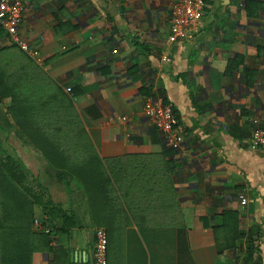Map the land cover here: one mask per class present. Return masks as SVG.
Segmentation results:
<instances>
[{"label":"crops","instance_id":"0c3cea01","mask_svg":"<svg viewBox=\"0 0 264 264\" xmlns=\"http://www.w3.org/2000/svg\"><path fill=\"white\" fill-rule=\"evenodd\" d=\"M22 1L20 32L39 45V67L73 93L100 158L68 147L80 167L69 176L34 148V176L72 217L32 263L94 264L104 227L109 264L121 248L134 264H243L251 232L264 264V148L249 145L264 128V0L253 17L247 0H208L196 38L174 42L178 0ZM1 42L10 45L6 34ZM160 89L180 117L178 150L144 114Z\"/></svg>","mask_w":264,"mask_h":264},{"label":"trees","instance_id":"16d2710c","mask_svg":"<svg viewBox=\"0 0 264 264\" xmlns=\"http://www.w3.org/2000/svg\"><path fill=\"white\" fill-rule=\"evenodd\" d=\"M256 1L247 0L246 9L250 17L259 14L258 9L262 7V3L260 5ZM5 34L0 27V103L10 99L6 112L15 126L17 137L32 149L41 150L56 169L66 170L69 176H77L80 167H77V162L70 163L75 161L73 154H78L68 152L71 146L75 150L84 148L88 162H98L100 158L92 151L93 143L78 114L73 93L69 95L17 45L3 46L1 39ZM242 62L243 56L230 58L226 73H233ZM158 92L169 103L164 91L160 89ZM113 176L116 181V176ZM105 179L110 180L102 175L103 186L106 185ZM36 207L42 209V220L37 218ZM70 216L51 199L46 186L38 181L24 159L10 154L0 138V264H33L35 252L54 249L52 236L63 231L59 220H68ZM234 217L233 221L238 225V215ZM36 219L41 227L35 224ZM227 222L229 219L223 224L227 226ZM47 228L49 232H46ZM106 231L110 250V233ZM244 236V233H239V237ZM255 240L251 232L243 264H256L260 251Z\"/></svg>","mask_w":264,"mask_h":264},{"label":"built area","instance_id":"2783aa9c","mask_svg":"<svg viewBox=\"0 0 264 264\" xmlns=\"http://www.w3.org/2000/svg\"><path fill=\"white\" fill-rule=\"evenodd\" d=\"M208 0H178L172 8L170 18L169 41H191L201 31L204 7ZM26 6L22 0H0V27L7 36L10 45H17L37 64L43 65L44 57L39 45L29 42L20 32ZM168 59V57H166ZM144 114L162 134L166 143L173 149L183 147L185 136L180 129V117L172 103L164 101L162 95L149 97L144 103ZM249 145L252 149L264 148V128L256 127L252 132ZM242 195V205L250 202ZM35 224L41 227L38 219ZM49 232V229H46ZM94 264H109V236L105 228L99 227L95 232Z\"/></svg>","mask_w":264,"mask_h":264},{"label":"rangeland","instance_id":"374dc122","mask_svg":"<svg viewBox=\"0 0 264 264\" xmlns=\"http://www.w3.org/2000/svg\"><path fill=\"white\" fill-rule=\"evenodd\" d=\"M9 100H6L3 104L0 103V120L2 122V130H0V138L3 142L6 150L15 157L24 159L27 165L30 167L34 174V149L23 143L15 132V126L13 125L10 116L7 114L6 109L9 106ZM39 208L36 207V214L39 212ZM124 249L121 248V252H118L117 256H114L113 264H134L133 256L131 254H125ZM136 264H140L141 258H138Z\"/></svg>","mask_w":264,"mask_h":264}]
</instances>
